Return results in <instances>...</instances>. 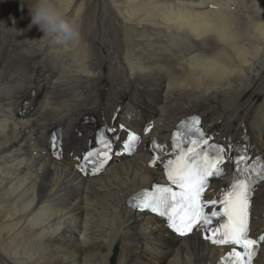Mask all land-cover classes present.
I'll return each mask as SVG.
<instances>
[{
    "label": "bare ground",
    "instance_id": "bare-ground-1",
    "mask_svg": "<svg viewBox=\"0 0 264 264\" xmlns=\"http://www.w3.org/2000/svg\"><path fill=\"white\" fill-rule=\"evenodd\" d=\"M35 3L0 0V264H109L113 249L115 264H146L142 252L166 264H212L220 249L197 235L173 238L125 207L157 175L143 153L86 180L73 157L101 124L116 134L130 116L134 126L154 121L160 140L192 114L206 127L247 123L264 146V0H229L223 10L217 0H53L78 25L71 46L28 29ZM43 82L48 94L37 112ZM108 92L123 96L96 108ZM25 95L17 120L12 107ZM56 128L66 153L59 162L41 154Z\"/></svg>",
    "mask_w": 264,
    "mask_h": 264
},
{
    "label": "snow or ice",
    "instance_id": "snow-or-ice-1",
    "mask_svg": "<svg viewBox=\"0 0 264 264\" xmlns=\"http://www.w3.org/2000/svg\"><path fill=\"white\" fill-rule=\"evenodd\" d=\"M150 130L146 127L145 134ZM140 139L130 133L124 151L134 154ZM96 143L98 147L83 157L80 171L96 175L111 159L112 142L104 132L97 136ZM150 143L154 153L150 166H162L168 183L135 194L131 198L136 201L134 209L165 218L179 236L203 234L211 245L225 249L218 264H254L264 248V233L254 236L251 228L252 198L257 184L264 183V156L253 158L247 148L210 143L197 116L181 121L172 133V152L167 159L164 145L155 139ZM51 147L52 154L60 159L56 136ZM229 171L231 182L214 197L206 198L213 180L224 179Z\"/></svg>",
    "mask_w": 264,
    "mask_h": 264
},
{
    "label": "clouds",
    "instance_id": "clouds-1",
    "mask_svg": "<svg viewBox=\"0 0 264 264\" xmlns=\"http://www.w3.org/2000/svg\"><path fill=\"white\" fill-rule=\"evenodd\" d=\"M30 22L28 29L35 26L42 37L58 38L61 42L68 45H75L79 42L80 32L78 25L69 21L63 10L57 7L53 0H36V3L29 9Z\"/></svg>",
    "mask_w": 264,
    "mask_h": 264
},
{
    "label": "rangeland",
    "instance_id": "rangeland-1",
    "mask_svg": "<svg viewBox=\"0 0 264 264\" xmlns=\"http://www.w3.org/2000/svg\"><path fill=\"white\" fill-rule=\"evenodd\" d=\"M21 10V12H20ZM22 10L23 9H18V12L22 13ZM20 13H17V17H19V15H21ZM47 67L48 66H44L42 70H47ZM45 68V69H44ZM53 79V75H50L47 77V80L48 82L49 81H52ZM45 81V79H43ZM44 83V82H43ZM41 95H40V98L38 99L39 101L36 103V104H40V103H44V101L46 100L47 98V91H48V88L46 87V83L42 84L41 86ZM129 91V89H126ZM127 94V93H126ZM125 95V94H124ZM120 96H123V95H118V94H113L111 95L109 92L104 96V101H101L100 104L96 107V108H105L106 106L110 105L112 103L113 100H116L118 98H120ZM141 103V102H140ZM35 104V105H36ZM142 104V103H141ZM95 108V109H96ZM149 110V109H148ZM123 117H128V115H126V113H124V115L122 116ZM154 118V117H153ZM148 119V118H147ZM123 120V119H122ZM145 121V120H144ZM143 121V122H144ZM147 121V120H146ZM143 122L139 123L140 125L143 124ZM123 124H125V121L123 122ZM139 124H135V126H139ZM82 127H84V123L82 122V124L80 125ZM142 128V127H141ZM81 129H79L78 131H76V133L74 132V135L81 138L82 141H84L86 139L85 136H83V134L81 133ZM144 255V260H146L145 262H147L146 264H166L165 263V260L164 259V255H153L149 252H142L141 253V256ZM151 256V257H150ZM148 259V260H147ZM150 260V261H149ZM140 261L144 262L143 260H141L140 258ZM149 262V263H148Z\"/></svg>",
    "mask_w": 264,
    "mask_h": 264
}]
</instances>
